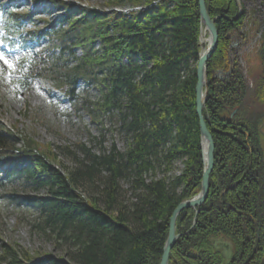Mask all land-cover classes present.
Listing matches in <instances>:
<instances>
[{"label": "trees", "instance_id": "1", "mask_svg": "<svg viewBox=\"0 0 264 264\" xmlns=\"http://www.w3.org/2000/svg\"><path fill=\"white\" fill-rule=\"evenodd\" d=\"M21 1L0 0L7 40L25 44L46 39L49 51L31 64L25 80L46 77L74 109H87L93 123L117 111L128 142L123 153L112 145L99 154L77 144L81 157L58 147L71 156L70 168L54 151H43L31 140L18 147L21 139L0 124V198L15 207L36 208L41 220L37 227L65 248L63 257H32L2 243L0 264H159L170 216L181 201L199 192L202 178L195 111L201 26L197 0H106L113 7H141L121 18L65 0H25L31 8L19 12L16 4ZM247 1L241 0L243 8ZM49 8L60 14L44 18ZM205 8L210 18L218 17V42L206 62L208 92L202 108L213 139L214 165L193 227L195 209L185 208L176 217L179 237L168 264H261L264 158L258 127L263 114L250 109L239 66L224 81L213 71L226 64L230 33L245 21L249 30L263 28L258 47L262 74L253 94L264 103V23L246 8L237 18L236 0H205ZM80 80L97 86L95 101L77 95ZM3 88L0 78V93ZM176 160L185 164L179 176L146 179L156 166L168 172ZM122 180L130 192L126 202ZM16 181L45 194L23 196L8 190Z\"/></svg>", "mask_w": 264, "mask_h": 264}, {"label": "rangeland", "instance_id": "2", "mask_svg": "<svg viewBox=\"0 0 264 264\" xmlns=\"http://www.w3.org/2000/svg\"><path fill=\"white\" fill-rule=\"evenodd\" d=\"M65 1H79L85 7L95 9L107 16L117 15L120 18L129 17L130 11H139L133 9L135 7H113L108 5L106 0ZM19 8V12H22L29 10L31 5L28 1L23 0L19 4ZM244 8L249 11L252 10L254 16L264 23V1L263 3L261 0L247 1ZM48 11V15L43 16L48 20L60 14L51 8ZM241 15H237V18ZM41 25L42 23H39V26ZM248 27L249 23L247 24L245 21L244 27L239 31L230 33V44L233 46L228 47V50L230 59L237 63L234 68L239 66L249 90L246 99L250 109L258 110L263 114V120L258 129H260V146L264 158V139L262 137L264 135V103L257 101L253 94L262 74V60L258 54V47L261 46L259 40L263 28L259 29L257 33L253 29L249 30ZM202 28L204 29L203 24L200 26L199 41ZM25 29L33 30L31 25H26ZM206 37L208 38L207 32ZM47 45L46 39H41L38 42L31 41L30 48L25 52L15 51L3 55L4 59L0 61V78L3 80L4 86L0 93V124L21 139L18 147H22L24 141L31 140L43 151L46 149L54 151L58 160L70 168L74 166L71 156L60 151L58 147H68L70 151L75 152L80 157L81 154L76 148L77 144L90 147L95 154H99L101 149L109 150L112 145H115L120 153L125 152L128 137L121 128V118L117 111L106 113L100 116L99 123H93L87 109H74L76 105L73 107L60 92L55 91L52 82L46 77L25 80L24 76H28L31 71V64L38 62L40 54H48ZM95 48H98L97 43ZM77 53L79 54V52ZM5 56H9L10 59ZM22 81L25 82L22 83ZM76 93L80 98L89 101H95L99 97L97 86L93 83L86 84L82 80L77 83ZM99 138H102L101 144L97 142ZM184 166L185 164L181 160L174 161L168 172L163 170V166H156L154 173L149 172L146 179L163 176L168 180L172 179L182 173ZM120 185L123 190L122 198L126 202L130 198V192L127 190L128 185L124 180L120 181ZM8 190L23 196L45 194V190L36 189L33 184H23L21 181H16ZM80 192L87 195V192L81 188ZM193 209H195V218L198 207ZM40 221L39 212L36 208L30 206L15 207L0 198V247L2 243H6L26 251L32 257L48 253L63 257L65 248L57 245L59 242L54 239L53 235L47 236L48 232H43L37 227Z\"/></svg>", "mask_w": 264, "mask_h": 264}, {"label": "water", "instance_id": "3", "mask_svg": "<svg viewBox=\"0 0 264 264\" xmlns=\"http://www.w3.org/2000/svg\"><path fill=\"white\" fill-rule=\"evenodd\" d=\"M198 2V9H199V16L200 22L203 24L205 30L208 33L209 42L205 45L201 40L198 42V53H197V63H196V78L197 83L195 86V111L198 116V126H199V134H200V145L202 149V163H203V170H202V178H201V187L199 192L196 196L185 199L181 201L176 208L173 210L168 224V233L166 240L164 242L162 248V254L160 257L159 264H168L169 260V253L175 241L179 237V234L175 232V223L177 215L185 208L190 207H199L206 199L208 190H209V175L213 169L214 165V144L211 133L206 127V123L202 116V108L204 106L207 92H208V79H207V72H206V62L209 57L214 52L217 42H218V34L217 29L215 27V21L218 17L210 18L207 10L205 8V0H197ZM238 5V16H240L243 12V7L240 0H237ZM235 112L233 110L230 115ZM264 139V135H263ZM198 210L196 211V215ZM195 224V218L193 219L192 226ZM261 264H264V260L261 261Z\"/></svg>", "mask_w": 264, "mask_h": 264}, {"label": "flooded vegetation", "instance_id": "4", "mask_svg": "<svg viewBox=\"0 0 264 264\" xmlns=\"http://www.w3.org/2000/svg\"><path fill=\"white\" fill-rule=\"evenodd\" d=\"M229 38L231 39V36H229ZM230 43H231V41H230ZM230 43L228 44L229 48H231V46H233ZM236 64H237L236 62H234L233 60L230 59L229 50H227L226 64L222 68H217L213 71L214 77L216 79L222 80V81L230 79L231 76L233 75V71L235 69L234 66H236ZM241 74H242V72H241ZM242 77H243V75H242ZM259 132H260V129H259Z\"/></svg>", "mask_w": 264, "mask_h": 264}, {"label": "bare ground", "instance_id": "5", "mask_svg": "<svg viewBox=\"0 0 264 264\" xmlns=\"http://www.w3.org/2000/svg\"><path fill=\"white\" fill-rule=\"evenodd\" d=\"M141 7H135V8H133V9H135V10H139ZM206 30H205V28L203 29H201V35H200V40L205 44V45H207L208 44V42H209V39L206 37Z\"/></svg>", "mask_w": 264, "mask_h": 264}, {"label": "snow or ice", "instance_id": "6", "mask_svg": "<svg viewBox=\"0 0 264 264\" xmlns=\"http://www.w3.org/2000/svg\"><path fill=\"white\" fill-rule=\"evenodd\" d=\"M0 59H4V57L3 56H0ZM5 63H7V60H5Z\"/></svg>", "mask_w": 264, "mask_h": 264}]
</instances>
